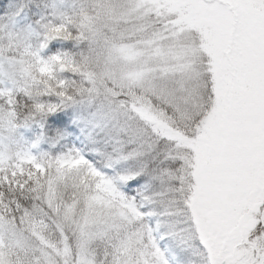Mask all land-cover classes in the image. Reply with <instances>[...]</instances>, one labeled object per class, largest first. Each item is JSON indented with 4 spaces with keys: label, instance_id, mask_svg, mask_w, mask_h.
<instances>
[{
    "label": "snow or ice",
    "instance_id": "6c2138e0",
    "mask_svg": "<svg viewBox=\"0 0 264 264\" xmlns=\"http://www.w3.org/2000/svg\"><path fill=\"white\" fill-rule=\"evenodd\" d=\"M0 264H264V0H0Z\"/></svg>",
    "mask_w": 264,
    "mask_h": 264
}]
</instances>
